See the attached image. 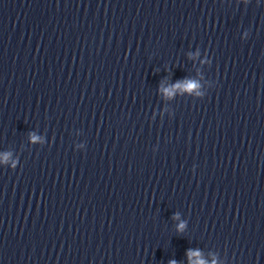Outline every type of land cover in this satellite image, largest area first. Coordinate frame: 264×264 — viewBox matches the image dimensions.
Wrapping results in <instances>:
<instances>
[{
  "label": "clouds",
  "instance_id": "1",
  "mask_svg": "<svg viewBox=\"0 0 264 264\" xmlns=\"http://www.w3.org/2000/svg\"><path fill=\"white\" fill-rule=\"evenodd\" d=\"M195 87H197V85L195 84V82H188L186 84V89L187 90H191V89H193ZM168 94L171 95L172 93L169 92ZM37 139L38 138L35 137V136L32 137L33 142H35ZM183 228H184V224L183 223H181L180 225H178V230H183ZM169 264H176V261H174V260L173 261H169ZM200 264H204V262L203 261H200Z\"/></svg>",
  "mask_w": 264,
  "mask_h": 264
}]
</instances>
